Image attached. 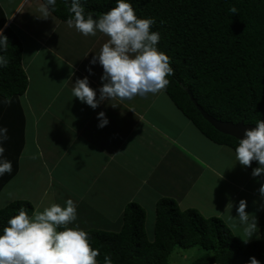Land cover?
I'll return each mask as SVG.
<instances>
[{
    "label": "crops",
    "instance_id": "crops-1",
    "mask_svg": "<svg viewBox=\"0 0 264 264\" xmlns=\"http://www.w3.org/2000/svg\"><path fill=\"white\" fill-rule=\"evenodd\" d=\"M40 3V0H0V7L6 18L4 27L12 28L22 44L21 66L28 88L19 99L20 106L23 110V100H36L39 108L30 110L33 117L29 119L32 123L40 122L42 127L48 126L40 130L34 127L36 157L46 169L47 177L56 172V178H61L56 170L61 162L65 164L64 168L60 166L62 170L70 171V183L56 179L60 189L55 187V204L62 198L57 191H62L76 196L77 214L88 211V217L79 214L73 225L78 224L85 231L116 232L121 227V214L127 203L134 202L153 211L162 198L174 200L180 210L200 211L199 206L183 203L188 187L192 188L197 181L215 192L214 200L220 207L216 214L221 217L212 216L229 223L225 206L231 201L235 209L240 199L247 201V209L257 211L255 204H260L261 181L236 162L231 149L217 146L200 135L164 93L154 99H148L151 93L136 96L133 102L106 100L95 110L73 97L77 78L87 76L93 89L102 86V66L90 65L89 61L108 37L99 32L86 37L77 31L75 38L69 37L72 28L52 14L47 19L37 18ZM60 30L68 36L62 42L57 34ZM63 45L69 46L64 49ZM85 49L88 51L77 54ZM87 67L92 68V75L86 71ZM162 97L173 105L174 112L162 102ZM101 111L109 120L102 129L97 127V113ZM23 114L24 150L28 120ZM70 120L72 125L67 124ZM65 152L67 157H62ZM79 153L82 159L76 163L74 159ZM21 158L22 153L17 175ZM190 167L195 169L194 175L187 181L182 176ZM175 181L183 186L181 190H177ZM42 203L41 198L33 205L34 211L40 210ZM257 212L256 217L262 210Z\"/></svg>",
    "mask_w": 264,
    "mask_h": 264
},
{
    "label": "trees",
    "instance_id": "trees-1",
    "mask_svg": "<svg viewBox=\"0 0 264 264\" xmlns=\"http://www.w3.org/2000/svg\"><path fill=\"white\" fill-rule=\"evenodd\" d=\"M81 3L86 17L98 19L115 7L116 0ZM131 4L138 18L155 21L150 30L159 32L157 47L170 58L173 75L166 77L170 83L163 93L200 135L234 152L239 141L217 132L197 107L220 122L255 127L264 120V0H131ZM69 5L70 0H57L51 14L66 22L73 15ZM233 7L236 13L230 11ZM4 17L0 7V29L9 41L0 51L7 60L0 67V127L8 129L4 157L11 161L12 171L0 176V193L18 172L25 126L19 99L28 88L22 44L12 28L4 27ZM256 166L252 162L245 167L251 173ZM20 209L29 216L34 212L29 201H12L0 209V229ZM152 212L149 225L146 209L129 202L118 231H86L91 247L99 250L97 264H172L175 250L196 247L202 253L190 264H247L252 256L264 264V210L256 217L258 237L247 244L222 219L202 216L195 209L180 210L170 198L158 200Z\"/></svg>",
    "mask_w": 264,
    "mask_h": 264
},
{
    "label": "clouds",
    "instance_id": "clouds-1",
    "mask_svg": "<svg viewBox=\"0 0 264 264\" xmlns=\"http://www.w3.org/2000/svg\"><path fill=\"white\" fill-rule=\"evenodd\" d=\"M56 3L57 0H41L37 18H49ZM68 11L73 15L65 22L67 27L86 37L96 36L97 32L108 37L99 53L89 61L90 65L102 66V86L93 89L87 76L77 78L72 88L73 97L95 110L106 100L123 102L166 89L170 83L166 77L173 75L170 58L157 47L159 32L150 30L155 21L138 18L131 0H116L115 7L102 13L98 19L85 16L81 0H70ZM230 11L236 13L237 10L233 7ZM8 44V38L0 29V51ZM6 64L7 60L0 56V67ZM86 71L93 74L91 67ZM97 119L98 128L109 124L103 111L97 113ZM7 132L6 127H0V176L12 171L11 161L4 157ZM234 153L241 166L251 167L252 162H256L251 175L264 181V120H259L251 129L244 128ZM258 193V210H264V182ZM0 206H4L2 201ZM233 207L231 201L226 204L227 219L234 229L242 230L244 238L241 240L247 244L258 230L257 218L245 211V199L236 204L235 217L231 214ZM76 220L77 206L72 199H67L63 206L53 203L43 211L35 210L31 216L20 209L0 229V264H97L99 250L91 247L85 230L78 224L73 225ZM247 264H261V261L252 256Z\"/></svg>",
    "mask_w": 264,
    "mask_h": 264
},
{
    "label": "rangeland",
    "instance_id": "rangeland-1",
    "mask_svg": "<svg viewBox=\"0 0 264 264\" xmlns=\"http://www.w3.org/2000/svg\"><path fill=\"white\" fill-rule=\"evenodd\" d=\"M61 32H58L57 34L60 36V42H62L63 39H65L66 37H73V35L76 33V30L74 28L71 29V31L66 35L63 34L62 30H60ZM69 45H63V48L66 49L68 48ZM98 50V49H97ZM60 52H62V48L59 49ZM88 51V49L85 50H79V52L77 53L82 54L83 52ZM36 76H40V73H38ZM33 83V82H32ZM163 92L160 91L157 94H152L151 96H149L148 99L150 98H155L158 95L162 94ZM163 96V95H162ZM63 96H61L62 98ZM138 100H140L141 98L137 97ZM135 100V98H133L132 100H130V102H133ZM162 102L165 103V105L167 107H169L171 110L174 109L173 105H170V102L167 99H163L162 97ZM56 102V99H55ZM23 112L25 113V117L28 120V125H27V129H26V145L25 148L22 152V158H21V170L19 172V174L17 176L14 177L13 180H11L6 186L5 188L2 190V193L0 195V201L3 202L4 206L7 205L8 203L15 201V200H25V201H29L31 204L33 203V205H36V202L39 201L41 198L43 200L42 206L40 208V211H43V209L45 207L50 206L51 204L55 203V192L54 190H56L55 187L59 188L60 186H57V180H61L64 179V183H70L71 182V176H70V171L69 173L65 172V170H62V168L60 166H63V168L65 167L64 162H61V165L56 167L57 172L59 173V175L57 177H59L61 175V178L57 179L56 178V172L52 173V176L50 175L49 177H47L46 174V169H43V167L41 166L39 159H37L36 157V150L34 147V137H33V133H34V127H37L38 130H40V128H47L48 126H41L40 122L36 121L34 123H32L30 121L29 118L33 117L30 116V110L36 109L38 110L39 106H36V100L27 102L26 100H23ZM38 117H45V116H38ZM32 119V118H31ZM186 123V121H185ZM67 124H73L72 120H70ZM61 150V148L58 150V152ZM42 152H45V149H42ZM67 152H65L62 157H67L66 155ZM37 159V161H36ZM82 159L81 153H79L77 155V158L74 159V161L76 163H80L81 161L77 162V160ZM45 161V160H44ZM62 170V171H61ZM194 168L190 167L186 169V173L184 174V176H182L184 179H186L187 181L190 179L191 176L194 175ZM53 178L55 180V184L53 183ZM57 179V180H56ZM206 180V178H205ZM55 185V186H54ZM175 185L177 187V190L182 187H180V182L179 181H175ZM73 186V185H72ZM60 189V188H59ZM173 191H175V189H172ZM60 193V196L62 195V198L59 200V204L61 206L64 205L65 201L67 199H72L75 202V198L76 196L74 194H68L62 191H57ZM179 193H183L182 191H179ZM215 198V192L213 191H208L205 187L203 188V186L201 185V183L199 181L197 182H193V186L192 188L188 187L187 190V194L186 196L183 198V203L184 205L187 204L190 207H195V206H199L201 208L200 211L197 210L200 214H202V216H212V215H216L218 217H221L219 215L216 214V212H219L220 207L218 208V205L216 204V201L214 200ZM214 200V201H212ZM208 201H212L211 204L208 203ZM234 205V204H233ZM257 207V211H258V206L259 204H255ZM4 206H0V209ZM186 206V205H185ZM78 208V207H77ZM147 211V223L149 225H151L152 223V210L151 209H146ZM246 212L248 213H252V214H257L258 212L256 211V209L252 210V209H245ZM205 213V214H204ZM79 214L84 217L82 214H85L86 217H88V211L87 209H85L84 211H81L80 213L77 214V216H79ZM231 214L235 217L236 216V211L233 208ZM122 216V214H121ZM85 217V218H86ZM226 225L228 227H230V230L232 232V234L236 237L239 238L241 243H244L241 239L244 238L243 237V233L242 230L240 229H234L232 227V222H225ZM147 225L148 229H150V226ZM257 226H258V222H257ZM239 236V237H238ZM258 237V230L257 232L253 235L252 238H250L249 242L255 240ZM248 242V243H249ZM200 252L202 253L201 250H199V248H190V249H186V250H175L173 252V254L171 255V263L172 264H190L194 257H197L200 255Z\"/></svg>",
    "mask_w": 264,
    "mask_h": 264
},
{
    "label": "water",
    "instance_id": "water-1",
    "mask_svg": "<svg viewBox=\"0 0 264 264\" xmlns=\"http://www.w3.org/2000/svg\"><path fill=\"white\" fill-rule=\"evenodd\" d=\"M190 99L192 100V96L189 95ZM194 102V100H192ZM197 107V106H196ZM200 111L202 117L219 133L223 135L230 136L236 140L239 141V138H241L244 128L251 129L252 126H246L243 124H233L230 122H220L212 117H210L208 114H206L200 107H197Z\"/></svg>",
    "mask_w": 264,
    "mask_h": 264
}]
</instances>
